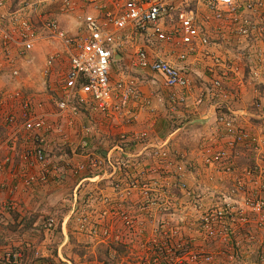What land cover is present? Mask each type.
Instances as JSON below:
<instances>
[{"label":"rangeland","instance_id":"374dc122","mask_svg":"<svg viewBox=\"0 0 264 264\" xmlns=\"http://www.w3.org/2000/svg\"><path fill=\"white\" fill-rule=\"evenodd\" d=\"M186 1L184 6L204 22L203 0ZM55 15L60 22L74 14ZM232 29L209 18L214 54L236 66L221 88L214 86L207 69L211 59L188 56L183 66L190 73V86L179 92L135 65L130 50H122L124 60L112 67L110 81L122 80L136 94L125 107L129 112L104 116L81 108L76 128L66 129L65 140L55 136L50 141L44 178L33 186L22 185L18 176L7 182L8 198H3L15 209V228L0 232V249L5 250L0 260L10 263V256L23 264H152L144 259L153 253L154 241L170 239V253L179 252L181 264H264V32L240 40ZM55 48L38 45L34 63L26 73L21 70V87L27 92L52 94L51 83L59 77L48 80L42 74ZM59 54L54 75L67 62V55ZM2 78L11 89L8 78ZM253 88L263 95L251 96ZM208 109L212 112L205 117ZM83 125L93 129L96 139L92 149L77 154ZM89 150L100 158L109 152L111 160H90ZM219 150L226 157L218 161H224L208 162ZM27 206L29 214L23 213ZM24 222L33 227L22 230L18 225ZM29 235L31 243L24 244ZM13 238L17 244H9Z\"/></svg>","mask_w":264,"mask_h":264},{"label":"built area","instance_id":"2783aa9c","mask_svg":"<svg viewBox=\"0 0 264 264\" xmlns=\"http://www.w3.org/2000/svg\"><path fill=\"white\" fill-rule=\"evenodd\" d=\"M16 1L11 9L13 0H0V80L4 76L13 86L0 90L3 108L0 124L5 128L0 145L21 148L0 154V175L13 168L16 172L10 171V176H18L22 185L44 178L50 141L55 136L62 140L66 129L71 132L76 128L81 108L91 107L104 116L129 112L125 107L136 94L122 80L113 84L110 81L112 61L116 60L114 54L118 49L130 50L135 65L160 75L168 88L179 92L188 89L191 80L185 67L177 61L185 63L190 54L211 59L207 69L213 76L214 86L221 88L223 79L235 73L236 66L230 58L223 61L214 54L209 18L213 16L217 21L229 23L240 40H247L253 32H264V0H203L204 22L198 20L194 9L184 6L186 0ZM76 9L78 29L70 33L61 27L55 13H72ZM153 43L161 47L170 45L169 55L151 52L148 46ZM40 44L56 47L47 58L43 72L48 80L59 77L51 83L52 94L48 97L27 92L18 79L17 60ZM59 53L67 55L68 64L64 71L54 75L51 71H56L54 60ZM79 129L81 136L76 148H85L86 138L93 137V129L89 125ZM233 142L228 143L233 146ZM87 156L90 160H110L109 152L104 158L95 152H88ZM225 157V151L219 150L213 160L207 161ZM50 170L55 171L57 167L51 166ZM161 242L154 241L156 247L144 262L181 264L179 252L170 253L174 249L170 239ZM159 248L164 250L158 251ZM6 258L10 263L0 260V264L15 261L10 256Z\"/></svg>","mask_w":264,"mask_h":264},{"label":"crops","instance_id":"0c3cea01","mask_svg":"<svg viewBox=\"0 0 264 264\" xmlns=\"http://www.w3.org/2000/svg\"><path fill=\"white\" fill-rule=\"evenodd\" d=\"M52 7H54V5L52 6ZM74 15H73V19L72 20H68V18H62L61 20H60V25H61V27L64 29V30H66V31H69L70 33H75L76 31H77V29H78V21H77V13H78V9H76L75 11H73L72 12ZM72 15V14H71ZM76 16V17H75ZM74 17H75V19H74ZM218 34H214V36H217ZM44 45V44H43ZM37 47V46H36ZM149 50L152 52H158L160 55H162V56H164V57H167V55H169V51L171 50V46L170 45H166V46H164V47H161V45L160 46H155L154 45V43L153 44H149ZM36 49V48H35ZM34 49V50H35ZM34 50H31V51H29L26 55H24L23 57H20L18 60H17V65L19 66V68H20V73H21V70H23L24 71V73H26L27 72V70H28V68H29V66L31 65V64H33L34 63V59H35V57H37V55H36V51H34ZM123 51H126V49L125 48H123L122 49ZM122 50H120V51H122ZM212 50H217V48H216V46H213L212 47ZM216 52V51H215ZM39 54V53H38ZM115 56H117L116 55V52H115ZM119 58L117 59V60H124V55L123 54H120L119 53V56H118ZM227 59V58H226ZM67 62H66V65H65V68L67 67ZM177 64H179V65H183V63L182 62H180V61H177ZM249 67V66H248ZM191 70V69H190ZM187 72V71H186ZM188 73V75L190 76V73L189 72H187ZM43 75V74H42ZM158 75V74H157ZM203 75V74H202ZM160 76V75H159ZM191 77V76H190ZM204 78H200V79H202V81H205L206 79H207V77L206 76H203ZM42 78H47V77H42ZM52 78V77H51ZM18 79L21 81V78H19L18 77ZM21 83V82H20ZM247 83V82H246ZM6 84V83H5ZM4 82H3V78L0 80V90L1 89H4L5 87H4ZM245 85H248V83L247 84H243V86H245ZM259 89L262 87V85L261 84H258V86H257ZM263 87H264V82H263ZM26 91H27V89H25ZM253 91L255 92V94H253V93H251V96H255V97H260L259 95H263L261 92H257V90L256 89H254L253 88ZM263 91H264V89H263ZM1 92V91H0ZM28 92L30 93V91L28 90ZM31 94H33V95H35L36 97H45L46 96V93H45V95L43 96V94L42 93H39V94H35V93H32L31 92ZM247 94V93H246ZM226 98V97H225ZM227 98H229V97H227ZM2 111H3V108H2V105H1V103H0V114L2 113ZM210 111H211V109H208L207 110V112H203L202 114L203 115H205V117L208 115V114H210ZM229 111L230 112H232V113H241V114H243V113H247V111L246 110H243V109H240V108H237V109H231V108H229ZM212 112V111H211ZM199 117H204V116H200L199 115ZM0 127H3V125H1L0 124ZM4 128V127H3ZM5 132V131H4ZM72 134V133H71ZM0 135H1V132H0ZM8 145H10V144H8ZM19 145H20V143H19ZM11 148H9V147H7V148H5V145H0V154H4V153H10V152H12V151H18V150H20V146H16V145H13V146H10ZM13 169V168H12ZM11 172H12V170H10ZM9 170H4V172L0 175V232L1 231H3L4 229H3V225L4 224H7V222H13L12 221V217H11V213L12 212H14L15 211V209H14V207L12 206V205H7L6 204V202L4 201V195L6 196V190H5V188H9V184H7V182H9V183H12V181H13V178L10 176L11 175V172H10ZM6 198H8L7 196H6ZM30 209H31V207H28L27 206V210L25 209V212H23V213H31V211H30ZM32 211H35V206H34V208H33V210ZM24 224V223H23ZM23 224H21V225H23ZM32 228V227H31ZM30 228V229H31ZM35 228H36V226H35ZM2 238V234L0 233V239ZM24 238H25V236H24ZM26 239V238H25ZM13 240H14V238H13ZM24 244H30L31 243V238H30V235H29V237H28V241H26V240H24ZM18 242L16 241V240H14V241H12V242H10L9 241V244H17ZM0 246H3V243H1L0 244ZM0 248H2V247H0ZM5 251V250H4ZM3 251V252H4ZM3 252H1V249H0V255L2 256V254H3ZM0 256V257H1Z\"/></svg>","mask_w":264,"mask_h":264},{"label":"trees","instance_id":"16d2710c","mask_svg":"<svg viewBox=\"0 0 264 264\" xmlns=\"http://www.w3.org/2000/svg\"><path fill=\"white\" fill-rule=\"evenodd\" d=\"M16 0H13V3L11 4V6H10V8L12 9V8H14L15 7V5H16ZM118 52L121 54V51L118 49ZM121 60H115V61H112V67L114 66V65H116V63H119ZM5 131V128H3V127H0V132H1V135H0V140L3 138V136H4V132ZM95 137L93 136V137H89V138H86V140L88 141V144H87V146L85 147V148H82V147H80V146H77V148H79V150L76 152L77 154H80V152H85V150L84 149H86V150H88L89 148H91L92 146H91V144H92V142H94L95 141ZM65 147H67V146H65ZM69 149H70V147H68ZM92 149V148H91ZM68 150V149H67ZM90 151H92V150H89L88 152H90ZM93 152V151H92ZM110 160H111V158H109ZM222 161H224V160H221V161H218V162H222ZM109 162V161H108ZM13 171H14V169H12ZM33 184H34V182H32L29 186H33ZM14 213L12 212L11 213V217H12V221H13V218H14V215H13ZM27 222H30V221H27ZM12 224H14V221H13V223L12 222H7V224H4L3 225V227H6V226H10V228H15V226H13ZM18 227L19 228H21L22 230H29L31 227H33L31 224H29V223H26V222H24V224L23 225H21V226H19L18 225ZM109 244L110 245H112V246H114L115 248H119V249H121L122 251H123V249L125 248V246L123 245V244H121V243H114V242H109ZM158 251H163L164 250V248H159V249H157ZM48 261H51V260H48ZM14 264H23V262H21V261H15V262H13ZM43 264V263H42Z\"/></svg>","mask_w":264,"mask_h":264},{"label":"water","instance_id":"95a60500","mask_svg":"<svg viewBox=\"0 0 264 264\" xmlns=\"http://www.w3.org/2000/svg\"><path fill=\"white\" fill-rule=\"evenodd\" d=\"M116 55H117V56H119V53H118V52H116ZM115 57H116V56H115V54H114V58H115ZM116 60H117V59H116Z\"/></svg>","mask_w":264,"mask_h":264},{"label":"clouds","instance_id":"9594fccd","mask_svg":"<svg viewBox=\"0 0 264 264\" xmlns=\"http://www.w3.org/2000/svg\"><path fill=\"white\" fill-rule=\"evenodd\" d=\"M119 53V52H118Z\"/></svg>","mask_w":264,"mask_h":264}]
</instances>
